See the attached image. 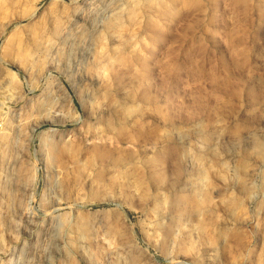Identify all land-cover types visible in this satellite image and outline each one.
Returning a JSON list of instances; mask_svg holds the SVG:
<instances>
[{"label":"rangeland","instance_id":"obj_1","mask_svg":"<svg viewBox=\"0 0 264 264\" xmlns=\"http://www.w3.org/2000/svg\"><path fill=\"white\" fill-rule=\"evenodd\" d=\"M0 264H264V0H0Z\"/></svg>","mask_w":264,"mask_h":264}]
</instances>
